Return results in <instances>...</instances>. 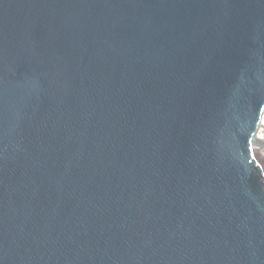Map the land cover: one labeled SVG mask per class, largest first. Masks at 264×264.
I'll return each mask as SVG.
<instances>
[{
    "label": "water",
    "instance_id": "water-1",
    "mask_svg": "<svg viewBox=\"0 0 264 264\" xmlns=\"http://www.w3.org/2000/svg\"><path fill=\"white\" fill-rule=\"evenodd\" d=\"M0 264H264V0H0Z\"/></svg>",
    "mask_w": 264,
    "mask_h": 264
}]
</instances>
